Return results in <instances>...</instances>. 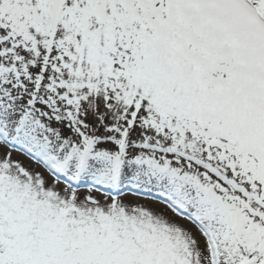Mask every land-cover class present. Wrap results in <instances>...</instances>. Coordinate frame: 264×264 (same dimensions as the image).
Listing matches in <instances>:
<instances>
[{"label": "snow or ice", "instance_id": "1", "mask_svg": "<svg viewBox=\"0 0 264 264\" xmlns=\"http://www.w3.org/2000/svg\"><path fill=\"white\" fill-rule=\"evenodd\" d=\"M0 264H264V0H0Z\"/></svg>", "mask_w": 264, "mask_h": 264}]
</instances>
